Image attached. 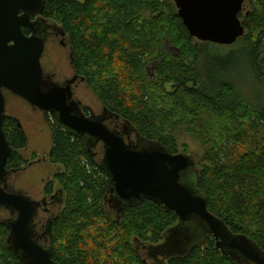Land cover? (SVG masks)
I'll return each instance as SVG.
<instances>
[{"label": "trees", "instance_id": "obj_1", "mask_svg": "<svg viewBox=\"0 0 264 264\" xmlns=\"http://www.w3.org/2000/svg\"><path fill=\"white\" fill-rule=\"evenodd\" d=\"M245 7L239 17L246 34L229 55L193 38L172 0H45L42 15L65 31L76 73L119 124L172 154L180 153L179 131L201 138L205 153L196 170L209 211L264 250V105H255L229 78L231 56L240 53L237 67L264 81V0H246ZM150 61L154 77L146 73ZM49 125V162L61 170L46 192L58 183L65 195L51 230L52 259L146 264L137 247L163 243L178 223L176 214L149 200L121 211L109 206L113 195L103 151L97 161L84 139L51 120ZM4 130L14 149L7 170L15 174L28 163L20 154L28 138L13 117ZM9 218L0 213V264H23L7 245ZM203 240L167 264H237L215 247L212 236Z\"/></svg>", "mask_w": 264, "mask_h": 264}, {"label": "water", "instance_id": "obj_2", "mask_svg": "<svg viewBox=\"0 0 264 264\" xmlns=\"http://www.w3.org/2000/svg\"><path fill=\"white\" fill-rule=\"evenodd\" d=\"M172 1L190 35L200 42L232 46L246 34L239 17L246 0ZM44 6L45 0H0V209L10 214L6 221L9 249L23 264H57L51 249L36 240L37 205L24 192L7 190L12 175L7 165L14 149L4 130L8 118L5 91L50 115L54 125L88 145L103 144L102 167L110 183L113 208L121 211L149 200L176 214L177 225L166 232L163 243L149 247L152 252L168 261L187 255L204 243L203 238L212 236L215 247L237 264H264V250L255 241L233 233L209 211L192 156L172 154L126 124H120L121 131L109 128L106 117L120 121L106 110L99 116L92 112L86 116L73 100L71 89L51 80L41 64L45 39L35 33L31 22ZM24 28L33 34L25 35Z\"/></svg>", "mask_w": 264, "mask_h": 264}, {"label": "rangeland", "instance_id": "obj_3", "mask_svg": "<svg viewBox=\"0 0 264 264\" xmlns=\"http://www.w3.org/2000/svg\"><path fill=\"white\" fill-rule=\"evenodd\" d=\"M245 10L247 11V9ZM212 46L216 47L215 50L217 52H223L229 55L232 52H237L234 50L232 51V48H239L241 45L230 47L213 44ZM168 50L171 53L177 52L175 48L170 46H168ZM242 57L240 53H235L231 56L232 62L229 67V78L237 85V89L242 91L243 95H250V99L255 105H259L258 100H261L264 105V81H258L252 73H249V75L246 68L241 69V67H237ZM42 65L47 68L46 72L56 73L57 80L65 76L72 77L73 75L72 68L70 67L69 50H58L56 47H52V43L49 45L48 52L45 55ZM146 69V73L154 77V63L152 61L149 62ZM172 87L173 86L169 85L168 89H172ZM5 96L7 102V115L20 121L28 138V146L26 149L20 151V154L27 162L31 163V166L33 165L32 167L25 165L23 167L24 170L12 174L9 183H11L14 191H21L31 197H38L40 199L44 195L47 183L53 181L56 173L61 170V168L52 166L48 163L47 155L53 145L52 130L49 125L50 120L49 123H47L42 112L33 109L23 99L9 92H5ZM75 99L81 102L82 106L88 108L94 115H102L103 105L92 90L89 89L87 84H79L76 89ZM176 140L180 153L192 156L197 163L202 160L205 148L200 137L181 130L176 134ZM44 159H46L47 162H44ZM38 160H41V163L36 165ZM54 186H58V183H54ZM2 212L3 211H0L1 214ZM143 248V244L139 245L138 251L146 260V264H167V261L163 259L162 255L159 253L157 254L155 251L152 252L149 247L146 249Z\"/></svg>", "mask_w": 264, "mask_h": 264}, {"label": "flooded vegetation", "instance_id": "obj_4", "mask_svg": "<svg viewBox=\"0 0 264 264\" xmlns=\"http://www.w3.org/2000/svg\"><path fill=\"white\" fill-rule=\"evenodd\" d=\"M45 7V6H44ZM44 10V9H43ZM43 13V11H42ZM42 13L35 15L32 17L31 22L35 23V33H38L40 36H42L45 39V49L41 58V64L44 63V58L46 53L48 52L49 45L52 43V47H56V49L64 50L68 49L69 50V60H70V67L72 68L73 75L72 77H62V79L57 80V74L54 72H48L49 77L51 80L62 86V87H69L71 91L73 92V100H75L77 103L80 104V107L84 114L86 116H89L91 112L88 110V108L82 106L81 102H78L75 99V94H76V89L79 86V84L85 83V80L83 77L78 75L74 69L73 66V58H72V48L70 41L65 33V31L61 28V26L55 22H52L50 20H47L43 17ZM21 15H23V12H21ZM23 32L27 36H31L33 32L29 28H24ZM43 69L47 71V68L42 65ZM86 84V83H85ZM34 109V108H33ZM36 110V109H35ZM38 111V110H37ZM41 112V111H40ZM43 117L46 120L47 123H49V116L48 114L43 113ZM50 120L52 121L51 117ZM20 123V121H19ZM105 124L115 130L121 131L122 129L120 128V124L115 121L113 118H105ZM127 139V137H126ZM89 151L93 152V155L96 156L97 161L99 160V151H103V144L98 143L96 144L95 147L92 145L88 146ZM100 149V150H99ZM50 153V152H49ZM48 153V155H49ZM47 155V157H48ZM44 162H47L46 159H44ZM41 163V160L37 161L38 165ZM48 163L49 162V157H48ZM48 164V165H49ZM42 165V164H41ZM52 165V164H51ZM27 166H31V163L28 162ZM55 166V165H52ZM24 170L23 168L17 172H20ZM15 172V173H17ZM10 178L8 179L7 182V190L9 192H14V189L11 186V183H9ZM59 186H54L52 191L50 193L46 192V189L44 191V195L42 198L38 197H30V199L37 205V214L34 219V233L36 240L40 245H43L49 249L50 240H51V230L53 223L60 217L63 208L65 206V195L62 191V189ZM26 194V193H25ZM109 206H113L112 199L108 200ZM113 208V207H112ZM3 217L7 218L8 213L2 212L1 214ZM142 245V244H139ZM144 246V245H143ZM148 246H144L143 249H146ZM139 249V246L137 247ZM142 255V254H141Z\"/></svg>", "mask_w": 264, "mask_h": 264}]
</instances>
